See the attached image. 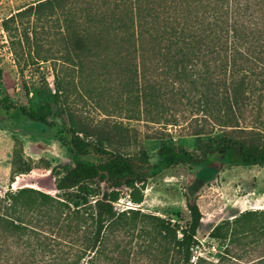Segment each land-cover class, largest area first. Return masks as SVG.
<instances>
[{
	"label": "trees",
	"instance_id": "obj_1",
	"mask_svg": "<svg viewBox=\"0 0 264 264\" xmlns=\"http://www.w3.org/2000/svg\"><path fill=\"white\" fill-rule=\"evenodd\" d=\"M44 9L65 17L60 59L80 89L108 94L128 123L177 127V115L188 114L196 147H161L151 163L142 148L130 152L137 141L127 122L93 127L68 102L70 84L57 80L53 99L80 160L51 169L54 196L34 188L0 194V264H264V210L215 225L208 238L221 248L216 261L192 262L201 225L194 201L183 225L114 208L122 190L139 206L145 183L178 166L216 167V157L220 166L264 167V0H43L22 12ZM19 110L38 124L51 114L49 105L43 114ZM12 168L32 170L18 148ZM204 184L195 180L191 190Z\"/></svg>",
	"mask_w": 264,
	"mask_h": 264
},
{
	"label": "rangeland",
	"instance_id": "obj_2",
	"mask_svg": "<svg viewBox=\"0 0 264 264\" xmlns=\"http://www.w3.org/2000/svg\"><path fill=\"white\" fill-rule=\"evenodd\" d=\"M42 1L0 0V194L8 188H34L54 196L51 169L63 171L73 161L80 160L71 150L66 118L59 113L53 99L57 80L70 84L74 91L68 102L93 127L108 129L115 123H128L123 111L112 109L108 94L103 98L86 94L85 89H80L81 78L76 71L70 65L68 68L62 65L60 54L66 46L63 13L56 11L49 17L46 9L41 15L22 12L26 6ZM42 58L48 61L42 62ZM44 105L51 107L46 124L30 121L19 110L43 114ZM187 115H177V127L130 121L128 126L134 129L137 141V145L129 148L130 152L142 148L153 163L161 147L195 150V138L189 135L184 122ZM156 132H162L163 137ZM17 148L23 159L32 163L27 174L12 175ZM211 159L216 167L201 166L195 170L178 166L148 180L139 206L129 203L128 191L122 190L120 200L114 204L115 210L139 208L141 212L183 225L189 219L187 200L194 201L201 214L194 262L196 257L215 262L214 256L221 248L209 240L211 229L241 212L264 210V167L220 166L216 157ZM81 160L91 163L95 158ZM198 179L205 184L192 191L191 186Z\"/></svg>",
	"mask_w": 264,
	"mask_h": 264
},
{
	"label": "built area",
	"instance_id": "obj_3",
	"mask_svg": "<svg viewBox=\"0 0 264 264\" xmlns=\"http://www.w3.org/2000/svg\"><path fill=\"white\" fill-rule=\"evenodd\" d=\"M215 251V250H214ZM192 262H194V257L192 258Z\"/></svg>",
	"mask_w": 264,
	"mask_h": 264
}]
</instances>
